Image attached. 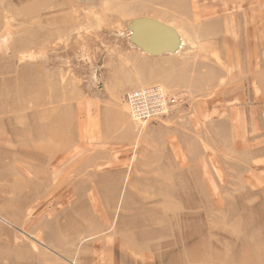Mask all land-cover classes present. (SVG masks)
Returning a JSON list of instances; mask_svg holds the SVG:
<instances>
[{"label":"rangeland","instance_id":"obj_1","mask_svg":"<svg viewBox=\"0 0 264 264\" xmlns=\"http://www.w3.org/2000/svg\"><path fill=\"white\" fill-rule=\"evenodd\" d=\"M0 217V264H264V0H0Z\"/></svg>","mask_w":264,"mask_h":264},{"label":"built area","instance_id":"obj_2","mask_svg":"<svg viewBox=\"0 0 264 264\" xmlns=\"http://www.w3.org/2000/svg\"><path fill=\"white\" fill-rule=\"evenodd\" d=\"M184 94L170 93L162 86L138 88L126 94L125 103L131 119L139 126L155 118L170 115L180 103Z\"/></svg>","mask_w":264,"mask_h":264},{"label":"water","instance_id":"obj_3","mask_svg":"<svg viewBox=\"0 0 264 264\" xmlns=\"http://www.w3.org/2000/svg\"><path fill=\"white\" fill-rule=\"evenodd\" d=\"M130 41L150 55L176 53L181 47L177 30L150 17H139L129 24Z\"/></svg>","mask_w":264,"mask_h":264},{"label":"crops","instance_id":"obj_4","mask_svg":"<svg viewBox=\"0 0 264 264\" xmlns=\"http://www.w3.org/2000/svg\"><path fill=\"white\" fill-rule=\"evenodd\" d=\"M176 54L177 53H165V54H161V55H152V56L159 58V59H162V57H164L165 58L164 60H166V63L175 66V62H178L181 59V57L177 56ZM171 73L173 75L176 74L175 68H173L172 71L171 72L169 71V73H167V74L170 75ZM173 77H175V76H173ZM154 82H165L166 83V80H164L163 78H157V79H155V81H153V83Z\"/></svg>","mask_w":264,"mask_h":264},{"label":"bare ground","instance_id":"obj_5","mask_svg":"<svg viewBox=\"0 0 264 264\" xmlns=\"http://www.w3.org/2000/svg\"><path fill=\"white\" fill-rule=\"evenodd\" d=\"M176 29V28H175ZM177 30V29H176ZM177 32H178V30H177ZM178 34H179V32H178ZM179 37H180V40H181V42L183 41L182 40V38H181V35L179 34ZM7 138V137H6ZM17 148V147H16ZM22 148V147H21ZM15 149V148H14ZM19 150V149H18ZM13 158V157H12ZM48 162H50V161H48ZM56 167V166H55ZM0 218H2V217H0ZM3 219V218H2ZM4 220V219H3ZM6 220V219H5Z\"/></svg>","mask_w":264,"mask_h":264}]
</instances>
